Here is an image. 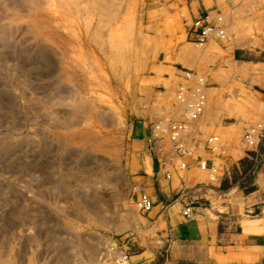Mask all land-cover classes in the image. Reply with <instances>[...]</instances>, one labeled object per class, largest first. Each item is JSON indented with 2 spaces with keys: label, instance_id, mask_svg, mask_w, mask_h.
<instances>
[{
  "label": "rangeland",
  "instance_id": "374dc122",
  "mask_svg": "<svg viewBox=\"0 0 264 264\" xmlns=\"http://www.w3.org/2000/svg\"><path fill=\"white\" fill-rule=\"evenodd\" d=\"M180 1L0 0V264H111L156 238L136 198L169 140L131 130L156 88L149 74L202 73L200 145L217 133L215 156L243 147L242 127L264 112L262 1L213 0L226 38L206 44L185 35ZM232 155L228 175L201 189L249 186L253 166Z\"/></svg>",
  "mask_w": 264,
  "mask_h": 264
},
{
  "label": "crops",
  "instance_id": "0c3cea01",
  "mask_svg": "<svg viewBox=\"0 0 264 264\" xmlns=\"http://www.w3.org/2000/svg\"><path fill=\"white\" fill-rule=\"evenodd\" d=\"M183 4L185 35L188 24L200 12H219L212 8L213 0H183L177 3L180 8ZM256 4L257 0H252L249 5L257 10ZM222 19L227 27L228 23L223 15ZM208 41L220 42L217 39H208L197 44H206ZM235 47L232 48V53ZM161 65L164 69L173 66L169 63ZM174 67V77L170 80H167V71L159 77L149 74L153 77L156 88L152 86L147 90L144 105L138 107V117L131 123L136 140H149L152 136L149 126L151 122L172 113L179 116L178 106L173 101L165 103L157 98L158 92L161 97L168 92L170 95L173 93L175 83L179 80L178 71L181 69ZM154 102L156 107L152 106ZM261 108L264 111V102ZM263 113L260 120H264ZM200 116L191 122L184 143L192 146L195 157H203L208 162L212 159L217 163L216 179L210 180L207 169L193 165L192 157L187 159V167H178V160L169 145L170 141L166 142L167 149L157 145L155 159L150 158L144 166L145 171L148 173L150 170L151 175L146 174V184L139 189L148 193L153 201L152 207L145 211L144 219L149 225L148 234L154 233L156 238H144V245L129 254V264H153L154 259V264H264V141L247 152L244 147L235 146L232 147L233 151L230 149L224 156L221 153L214 157L202 143L200 145L196 137L199 124L204 123ZM221 141L220 149L223 151L225 146L223 139ZM233 153L237 158L243 156L253 166L249 186L243 188L231 183L225 188H214L223 174L228 175L227 168L233 161ZM166 172L168 176L165 175ZM201 181L214 187L204 186L201 189L198 184ZM181 186L187 189L174 196ZM186 205L189 207L188 216L181 213Z\"/></svg>",
  "mask_w": 264,
  "mask_h": 264
},
{
  "label": "built area",
  "instance_id": "2783aa9c",
  "mask_svg": "<svg viewBox=\"0 0 264 264\" xmlns=\"http://www.w3.org/2000/svg\"><path fill=\"white\" fill-rule=\"evenodd\" d=\"M262 5L264 6V0ZM186 35L195 43L208 39L221 40L226 38V25L219 12L210 14L209 11H202L196 15L186 28ZM206 83L203 75L189 68L180 69L179 80L173 89V102L178 106V117L171 115L164 116L154 121L151 130L154 135L166 133L171 149L178 160V167L188 166L187 159L193 158L194 163L207 169L210 180L216 179L217 163L203 157L193 155L192 146L186 145L185 135L190 128L192 121L197 120L203 111L206 101ZM158 133V134H157ZM264 134V120H257L244 126L240 139L245 149L256 146ZM222 145L220 136L217 133H208L203 138V147L214 157ZM166 176L169 174L166 172ZM136 204L140 211H148L153 204L150 195L144 191L139 192ZM184 216L189 215V207L186 205L181 209ZM111 264H129L128 253L120 251L112 260Z\"/></svg>",
  "mask_w": 264,
  "mask_h": 264
}]
</instances>
